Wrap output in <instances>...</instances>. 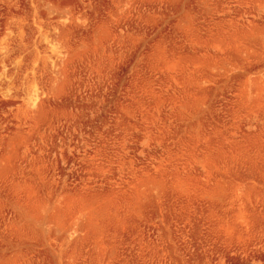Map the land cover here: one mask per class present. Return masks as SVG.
Masks as SVG:
<instances>
[{"label": "rangeland", "instance_id": "374dc122", "mask_svg": "<svg viewBox=\"0 0 264 264\" xmlns=\"http://www.w3.org/2000/svg\"><path fill=\"white\" fill-rule=\"evenodd\" d=\"M0 264H264V0H0Z\"/></svg>", "mask_w": 264, "mask_h": 264}]
</instances>
